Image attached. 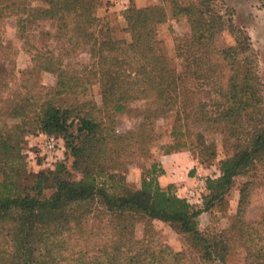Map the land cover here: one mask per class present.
<instances>
[{
  "label": "trees",
  "instance_id": "trees-1",
  "mask_svg": "<svg viewBox=\"0 0 264 264\" xmlns=\"http://www.w3.org/2000/svg\"><path fill=\"white\" fill-rule=\"evenodd\" d=\"M49 3L57 20V40L60 37L63 45L74 41L70 28L80 29V17H89L88 6L84 0ZM172 4L174 13L186 15L191 26L189 32L176 37V57L184 62L180 71L156 45L154 21L163 16L157 6L129 10L130 41L95 38L90 62L81 65L80 75L60 68L61 63L51 68L56 57L51 50L45 51L44 55L51 56L48 61L43 58L41 65L56 71L57 81L50 88V96L39 105L34 121L40 134L65 139L71 164L57 162L49 171L28 174L31 179L25 182L8 180L6 172L0 179V264H199L163 244L152 228V219H160L190 236L201 247L204 260H225L228 246L222 239L202 233L198 216L229 192L236 176L244 174L254 161L264 160V84L258 72V53L247 30L231 17L225 27L236 43L214 51L213 39L224 27V20L213 0L187 5L172 0ZM154 10L159 13L157 20ZM32 12L28 0H0V20ZM38 12L39 17L48 15L43 9ZM220 65L229 67L227 83L211 84ZM90 77L98 78L103 105L110 106V110L69 95L79 85L90 82ZM208 82L209 89H205ZM129 99H144L148 106L136 128L120 134L114 128V113L123 110ZM173 110L180 127L173 132L176 138L185 135L182 128L204 122L238 139L233 152L220 161V175L206 181L203 207L173 191L172 185L163 188L158 175L164 173V168H157L155 162L144 171L139 187L125 180L124 157L134 146L149 156L148 146L154 141L152 119ZM260 113L262 117L253 119L247 131L246 118ZM246 133L247 139L239 142ZM194 135L201 151L213 156V144H205L201 132ZM190 143L185 138L175 145ZM14 148L1 138V157L12 156ZM17 163L10 161L14 177L18 174ZM248 184L243 182L239 190L236 228L246 244L245 264H264V233L257 232L262 227L241 217L245 207L251 205ZM135 217L146 219L141 239L133 235Z\"/></svg>",
  "mask_w": 264,
  "mask_h": 264
},
{
  "label": "rangeland",
  "instance_id": "rangeland-1",
  "mask_svg": "<svg viewBox=\"0 0 264 264\" xmlns=\"http://www.w3.org/2000/svg\"><path fill=\"white\" fill-rule=\"evenodd\" d=\"M121 1L84 0L89 8L87 12L89 17L84 15L80 17L83 24L78 31L71 26L70 32L75 39L65 45L60 37L59 41L57 40V20L49 0H28L30 8L33 10L31 14L18 13L0 20V140L4 137L15 147L12 156L4 154L2 157L0 156V179L8 173V180L25 182L31 179L28 174H35L41 170L49 171L54 168L57 162L64 161L68 166L71 164V158L65 152V139L62 136L57 135V146L51 156H42L39 147L40 144H43V135L37 130L34 116L38 112L41 102L50 96V88L55 86L58 74L53 69H44L41 65L44 61L43 58L48 61L51 56L50 54L44 55L46 50H51L56 57L55 62H51L49 65L51 68H56L61 63L60 68H64L71 74L80 75L81 65H88L90 62L91 44L95 38L101 41L111 40V38L130 41L132 33L128 27L129 10L157 6L163 16L160 20L154 21L155 38L158 41L156 45L177 71L182 69L184 62L176 57V37L189 32L191 26L187 16L174 13L172 0H126V7ZM191 1L196 2L197 0H177L181 5H187ZM213 4L224 20V27L215 34L213 39L214 51L236 43L235 36L225 27L228 18L231 17L233 22L237 26L244 27L251 37V42L258 53V72L264 84V0H213ZM39 9L48 11V15L39 17L37 15ZM230 10L231 14H229ZM156 11H153L154 20L159 19L157 16L159 13L156 14ZM68 34L70 33L68 32ZM83 41L89 42V44L83 43ZM229 73L227 65L218 66L211 79V84H226ZM97 79L90 77V82L79 85L69 95L79 101L92 100L97 107L110 110V106L104 107L103 105L100 82ZM204 86H207L204 87L205 89H209V82ZM210 87L214 90L212 85ZM147 106L148 103L144 99L127 100L125 108L114 113L115 131L124 134L134 130L142 121L144 109ZM176 117V110H173L152 119L154 141L148 146L149 156H144L138 149L140 147L134 146L133 151L124 157L122 169L125 180L130 185L139 187L144 171L153 162L156 163L157 168L162 167L160 157L166 154L172 155L174 164H178L172 173H178L181 181L188 179V175L194 176L193 183L187 185L182 192L183 196L187 197L186 189L194 184L197 177L204 178L208 182L209 178H216L220 175V161L233 152V145L238 139L230 137L221 129L208 126L204 122L192 124L189 128H182L185 135H179L176 138L173 132L175 128L180 130ZM260 117H262V113L246 118V130L250 131L253 119ZM197 132L203 134L202 139L205 144H213L212 148L215 147L213 156H209L208 151L203 153L199 144L194 143L196 140L194 134ZM247 137V133L242 134L239 142H244L243 140H246ZM185 138L192 143L185 146L175 145L176 142ZM12 159L15 163L19 162V164L17 163L18 174L15 177L11 175L9 168ZM4 161H7V164H3ZM185 161L189 162L185 164ZM162 174L158 175V181ZM263 176L264 160L254 161L244 174L234 178L233 186L227 194H224L221 199L215 200L211 208L204 210L198 216V229L211 239H222L223 244L228 246L224 261H220L218 258L204 260L201 247L196 246L190 236L179 233L160 219L150 220L152 228L163 244L170 246L175 251L184 252L187 258L199 264H245L246 244L236 228L235 218L239 190L243 182L248 181L247 192L249 199L251 197V205L245 207L241 217L248 222H257V225L262 227L261 231L257 232L263 234ZM160 185L163 188L172 185L171 189L177 192L175 183L167 185L160 183ZM206 192L207 190L203 193L200 201H193L197 207H203L202 199ZM187 199L189 198L187 197ZM135 219L133 235L134 238L141 239L146 219L138 217Z\"/></svg>",
  "mask_w": 264,
  "mask_h": 264
},
{
  "label": "built area",
  "instance_id": "built-area-1",
  "mask_svg": "<svg viewBox=\"0 0 264 264\" xmlns=\"http://www.w3.org/2000/svg\"><path fill=\"white\" fill-rule=\"evenodd\" d=\"M126 0H122L121 3L125 5ZM43 144H40L41 155L51 156L56 149L58 136L56 134H42ZM188 200L198 202L201 200L203 193L206 191V181L204 178L197 177L194 184L189 186L187 189Z\"/></svg>",
  "mask_w": 264,
  "mask_h": 264
},
{
  "label": "crops",
  "instance_id": "crops-1",
  "mask_svg": "<svg viewBox=\"0 0 264 264\" xmlns=\"http://www.w3.org/2000/svg\"><path fill=\"white\" fill-rule=\"evenodd\" d=\"M176 156V155H175ZM162 162V167L164 168V173L159 176V181L162 185H167L168 183H175L177 185V193L179 195H184L182 192L184 191L187 185H190L194 181V176H187L188 179L185 181H181L179 174H173L172 170H176L178 164H174V160L172 155L166 154L160 157ZM189 162V161H188ZM187 161L184 163L187 164ZM184 176V174H182ZM182 176V177H183Z\"/></svg>",
  "mask_w": 264,
  "mask_h": 264
}]
</instances>
